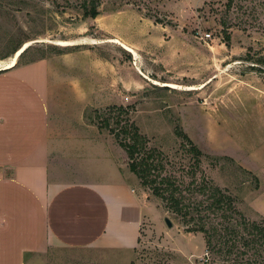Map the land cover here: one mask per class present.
Returning <instances> with one entry per match:
<instances>
[{"label":"rangeland","instance_id":"1","mask_svg":"<svg viewBox=\"0 0 264 264\" xmlns=\"http://www.w3.org/2000/svg\"><path fill=\"white\" fill-rule=\"evenodd\" d=\"M82 1L0 0V55L10 41L28 43L30 53L11 67L50 63V98L59 90L51 81L62 79L61 110H82L119 146V164L148 212L134 253L62 250L37 264H211L204 234L187 231L130 170L119 143L131 139L121 131L138 128L145 152L137 158L152 151L150 178L175 180L185 203L202 202L208 213L212 194H226L246 218L264 216V0H98L95 17H83ZM32 55L44 57L23 64ZM178 125L190 142L176 134ZM189 145L203 153L198 160Z\"/></svg>","mask_w":264,"mask_h":264},{"label":"crops","instance_id":"2","mask_svg":"<svg viewBox=\"0 0 264 264\" xmlns=\"http://www.w3.org/2000/svg\"><path fill=\"white\" fill-rule=\"evenodd\" d=\"M49 68L0 71V264H37L62 250L134 253L148 207L119 146L82 110H61L62 79L51 81L59 90L50 98Z\"/></svg>","mask_w":264,"mask_h":264},{"label":"trees","instance_id":"3","mask_svg":"<svg viewBox=\"0 0 264 264\" xmlns=\"http://www.w3.org/2000/svg\"><path fill=\"white\" fill-rule=\"evenodd\" d=\"M98 2V0H83L81 4L83 17H95L98 14ZM7 48L6 53L0 55V59L15 53L20 48V43L12 44L10 41ZM31 48L28 46L19 54L18 62L26 53H30ZM41 51L43 52V49ZM42 57L44 56L34 57L32 55L31 59L23 64ZM121 132L131 139L128 142H118L127 152L130 170L138 177L141 186L151 184L152 192L169 202L171 211L187 225V231H198L204 234L205 246L211 256V264H216L217 260L224 257L232 260V264H264V216L258 219L246 218L234 209L233 198L226 194H212L206 207L208 213H203L205 208L201 207L202 202L185 203L184 197L179 195L180 191H178L175 180L164 177L156 183L154 178H150V171L154 167L150 162L152 151L142 155L140 159L137 158V155L145 152V138L138 128L132 126L130 129L124 128ZM114 134L118 140V132ZM176 134L190 142L189 137L179 125L176 126ZM189 151L193 157H196L195 160L203 154L196 145H189ZM175 190L178 192L177 195L173 192ZM218 212H220V219L216 220L213 216L218 215ZM245 254L247 261L246 259L240 260Z\"/></svg>","mask_w":264,"mask_h":264},{"label":"bare ground","instance_id":"4","mask_svg":"<svg viewBox=\"0 0 264 264\" xmlns=\"http://www.w3.org/2000/svg\"><path fill=\"white\" fill-rule=\"evenodd\" d=\"M109 41L118 43L120 46H122L126 50L130 51V53L132 52L133 56L136 55V52L134 51V49L131 48V46H128V45L122 43L118 39H112V40H109ZM59 43H61V44H69V42H67V41H59ZM27 44L28 43H25L24 45H27ZM21 49H22V46L13 55H11L10 57L7 56L8 58L5 57L6 59H4V60L0 59V68L5 69V68H9V67L13 66L15 64V62H16V58H18L17 56L22 52V51L20 52ZM154 82H156V81H154ZM162 84L163 85H169V86H172V87H179V84H175V83H166V82H164ZM199 87H201V86H199ZM187 88L188 89L189 88L192 89V88H194V86H187Z\"/></svg>","mask_w":264,"mask_h":264},{"label":"water","instance_id":"5","mask_svg":"<svg viewBox=\"0 0 264 264\" xmlns=\"http://www.w3.org/2000/svg\"><path fill=\"white\" fill-rule=\"evenodd\" d=\"M28 45V44H27ZM27 45H22V49L20 50V52L27 46ZM165 222H166V224L168 225V226H170L171 225V222L169 221V219L168 218H165Z\"/></svg>","mask_w":264,"mask_h":264}]
</instances>
